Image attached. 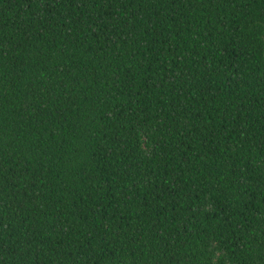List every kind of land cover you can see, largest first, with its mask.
Wrapping results in <instances>:
<instances>
[{
  "label": "trees",
  "instance_id": "16d2710c",
  "mask_svg": "<svg viewBox=\"0 0 264 264\" xmlns=\"http://www.w3.org/2000/svg\"><path fill=\"white\" fill-rule=\"evenodd\" d=\"M0 264H264V0H0Z\"/></svg>",
  "mask_w": 264,
  "mask_h": 264
}]
</instances>
